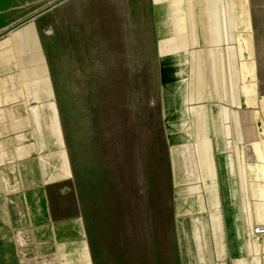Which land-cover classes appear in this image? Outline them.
I'll return each instance as SVG.
<instances>
[{
    "label": "rangeland",
    "instance_id": "1",
    "mask_svg": "<svg viewBox=\"0 0 264 264\" xmlns=\"http://www.w3.org/2000/svg\"><path fill=\"white\" fill-rule=\"evenodd\" d=\"M18 2V26L34 29L44 53L94 264H210L206 239L215 246L218 236L213 231L206 238L207 225L212 230L217 214L238 210L218 204L214 141L204 139L216 121L229 138L223 63L219 93L212 77L209 88H198V68L205 55L212 59L209 51L191 48L181 68L162 64L150 0ZM209 5L210 0H194L195 9ZM220 5L240 69L247 64L248 78L241 72L239 86L254 85L259 103L264 100V0H220ZM8 45L6 40L0 49ZM4 61L13 59L0 58V65ZM180 77L188 82L187 110L195 117L202 151L203 209L196 207V195L184 201V185L176 187L171 174L161 90ZM44 88L41 84L42 101L49 99ZM14 98L8 92L7 100ZM258 106L252 110L258 138L251 146L259 153L252 172L264 181V117ZM254 201L264 202V195ZM186 209L193 210L186 215ZM212 260L217 262V254Z\"/></svg>",
    "mask_w": 264,
    "mask_h": 264
},
{
    "label": "crops",
    "instance_id": "2",
    "mask_svg": "<svg viewBox=\"0 0 264 264\" xmlns=\"http://www.w3.org/2000/svg\"><path fill=\"white\" fill-rule=\"evenodd\" d=\"M18 1L0 0V44L9 42L6 50L0 49V58L13 59L0 65V264H94L84 209L51 99L44 53L34 29L18 26ZM150 1L154 2L156 48L162 64L181 68L191 48L209 51L212 59L205 55L198 68V88L206 90L213 78L219 93L223 63L231 151H227L228 139L217 121L213 129L208 125L204 139L214 141L218 204L238 210L217 214L212 230L207 225L206 238L213 231L218 236L215 246L206 239L208 262L264 264V236L252 234L257 223H264V202L254 201L264 195V181L254 178L252 166L259 153L251 146L258 138L252 110L258 104L264 117V100L255 102L254 85L239 86L240 73L248 78V69L247 64L240 69L237 48L228 41L225 9L220 0H210L203 9H195L194 0ZM179 79L161 90L171 174L176 187L184 185L183 200L196 195L194 203L203 209L202 151L195 117L187 110L188 82L185 77ZM41 84L47 87L46 101L39 97ZM8 92L16 102L7 100ZM192 210L186 209V215ZM216 254L217 262L212 260Z\"/></svg>",
    "mask_w": 264,
    "mask_h": 264
},
{
    "label": "built area",
    "instance_id": "3",
    "mask_svg": "<svg viewBox=\"0 0 264 264\" xmlns=\"http://www.w3.org/2000/svg\"><path fill=\"white\" fill-rule=\"evenodd\" d=\"M252 234L255 236H264V223H257L252 228Z\"/></svg>",
    "mask_w": 264,
    "mask_h": 264
},
{
    "label": "water",
    "instance_id": "4",
    "mask_svg": "<svg viewBox=\"0 0 264 264\" xmlns=\"http://www.w3.org/2000/svg\"><path fill=\"white\" fill-rule=\"evenodd\" d=\"M40 13L36 14L35 16H32L31 19H33L34 17H36L37 15H39Z\"/></svg>",
    "mask_w": 264,
    "mask_h": 264
},
{
    "label": "bare ground",
    "instance_id": "5",
    "mask_svg": "<svg viewBox=\"0 0 264 264\" xmlns=\"http://www.w3.org/2000/svg\"><path fill=\"white\" fill-rule=\"evenodd\" d=\"M207 10V9H206ZM216 13V12H215ZM209 16V15H208ZM213 21V20H212ZM203 29H204V27H203ZM256 237H258V236H256Z\"/></svg>",
    "mask_w": 264,
    "mask_h": 264
}]
</instances>
